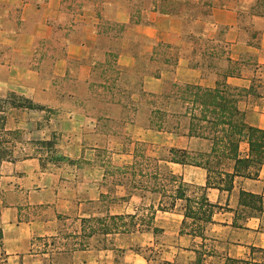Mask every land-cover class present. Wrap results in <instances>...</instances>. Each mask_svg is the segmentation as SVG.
<instances>
[{"label": "crops", "instance_id": "crops-1", "mask_svg": "<svg viewBox=\"0 0 264 264\" xmlns=\"http://www.w3.org/2000/svg\"><path fill=\"white\" fill-rule=\"evenodd\" d=\"M174 2L0 0V264H264V159L193 102L264 131V0Z\"/></svg>", "mask_w": 264, "mask_h": 264}, {"label": "trees", "instance_id": "trees-1", "mask_svg": "<svg viewBox=\"0 0 264 264\" xmlns=\"http://www.w3.org/2000/svg\"><path fill=\"white\" fill-rule=\"evenodd\" d=\"M193 102L201 106V115L199 120H206L209 124L207 125L209 134H202L205 138L212 140V148L209 155L216 156L217 161L220 162V158H227L234 161V172L231 175L243 174L247 171V166L251 162L248 158H241L238 156L239 142L242 138H246L249 144V151L253 155V160L260 162L264 159V131L245 125H238L233 121V115L236 114L237 110L234 105V99L231 97L224 96L218 88L213 90L196 88L193 91ZM226 124L228 129H224L223 126L219 128V125ZM220 133H216L217 130ZM243 130H246L243 132ZM172 153H180L185 156V151H171ZM203 159V157L201 156ZM172 161L187 162L182 158L171 157ZM194 164L205 168L210 171V161L206 158L204 162L199 160H191ZM212 183L207 181V186ZM214 185V184H212ZM186 187L182 188V192L179 193V197L183 198L188 205V214H193L198 219L203 221L209 220V214L212 211V207L215 206L209 203L203 196L199 199V209L201 214L191 210L190 203L192 204L193 199L185 195ZM139 252V251H138Z\"/></svg>", "mask_w": 264, "mask_h": 264}, {"label": "rangeland", "instance_id": "rangeland-1", "mask_svg": "<svg viewBox=\"0 0 264 264\" xmlns=\"http://www.w3.org/2000/svg\"><path fill=\"white\" fill-rule=\"evenodd\" d=\"M174 1H176V2H174L173 4H174V8L173 9H175V10H178V9H181L182 8V6L186 9V12H188V13H192V12H198V11H200V12H202L203 11V8H199L200 10H198V9H196L195 7H196V5H195V3H192L191 2V0H189V1H186V2H183V0H174ZM198 10V11H197ZM202 10V11H201ZM204 160L205 159H200L199 161L200 162H204ZM219 163V162H218ZM221 163V162H220ZM213 164H210V167L212 166ZM216 166H218V165H216ZM143 253H144V255L146 256V257H148V258H150V257H152V256H155L156 255V253H153V251H151V252H149L148 250H146V251H142Z\"/></svg>", "mask_w": 264, "mask_h": 264}]
</instances>
